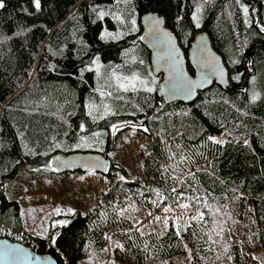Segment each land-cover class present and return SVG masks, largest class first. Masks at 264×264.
<instances>
[{
    "label": "trees",
    "instance_id": "16d2710c",
    "mask_svg": "<svg viewBox=\"0 0 264 264\" xmlns=\"http://www.w3.org/2000/svg\"><path fill=\"white\" fill-rule=\"evenodd\" d=\"M0 3V228L25 229L22 208L5 195L21 171L57 174V154L108 157L119 133L132 129L154 140L143 177L130 180L111 162L98 208L57 218L46 237H29L30 249L57 264H104L107 234L127 227L121 208L186 203L203 214L186 238L190 264H259L251 252L264 251V0ZM151 13L185 55L207 34L230 91L214 83L190 104L162 103V77L141 42V19ZM187 70L194 75L188 62ZM221 133L248 143H225L192 162L191 150ZM112 170L125 179L115 181ZM132 235L111 236L114 260L120 252L123 264H164L181 249L175 236L162 246Z\"/></svg>",
    "mask_w": 264,
    "mask_h": 264
},
{
    "label": "rangeland",
    "instance_id": "374dc122",
    "mask_svg": "<svg viewBox=\"0 0 264 264\" xmlns=\"http://www.w3.org/2000/svg\"><path fill=\"white\" fill-rule=\"evenodd\" d=\"M142 83L144 87H147L145 80H142ZM209 137L213 139L210 140ZM228 142L246 144L248 140H238L227 133L207 136L196 147V150H191L193 153L192 162L207 160L209 151H214L217 147H222ZM152 146H154L152 138L132 129H125L117 136L108 157L112 163L126 171L130 180H134L143 177V163ZM111 174L115 181L125 179L117 170H112ZM108 190L107 179L95 172L45 176L31 175L21 171L13 181L5 186V195L7 199L16 201L22 208L25 229L19 235H28L26 237L30 240L29 237H46L50 228L59 223L57 218L61 216H66L76 210L82 215L92 213L102 203ZM180 205L168 206L167 208L171 209L169 212L164 211L165 207L161 209H158L157 206L147 208L139 203H131L121 208L118 214L127 227L114 229L107 234L108 244L106 245L104 264H123L122 260L127 261L120 252L117 255L118 261L114 260L111 252L115 241L113 239L112 242L111 236L123 239V235L126 233L133 234L132 237L139 240L151 241L162 246L167 239L175 236L181 245L180 252L170 255L165 259L164 264H190L193 254L186 238L190 234V230L202 222L203 219L200 218L202 213L188 204L186 209ZM157 217L160 219H156ZM7 233L13 238H17L15 233L0 228V235H8ZM240 242L243 243L242 239ZM251 256L259 264H264L263 250L256 249L251 252Z\"/></svg>",
    "mask_w": 264,
    "mask_h": 264
},
{
    "label": "water",
    "instance_id": "95a60500",
    "mask_svg": "<svg viewBox=\"0 0 264 264\" xmlns=\"http://www.w3.org/2000/svg\"><path fill=\"white\" fill-rule=\"evenodd\" d=\"M141 42L150 53L155 76H161L158 96L162 103L190 104L199 92L214 83L230 91L227 70L222 58L213 50L209 37L199 33L190 44L187 55L180 48L175 35L165 27L164 19L157 14H146L141 19ZM187 62L194 75L187 70ZM111 161L108 157L89 152L54 155L51 168L57 174L95 172L108 174ZM0 264H57L50 255L37 254L29 247L6 238L0 239Z\"/></svg>",
    "mask_w": 264,
    "mask_h": 264
},
{
    "label": "built area",
    "instance_id": "2783aa9c",
    "mask_svg": "<svg viewBox=\"0 0 264 264\" xmlns=\"http://www.w3.org/2000/svg\"><path fill=\"white\" fill-rule=\"evenodd\" d=\"M5 230H7V231H11L12 233H15L16 235H17V238H13V236L12 235H9L8 233V235H0V239H2V238H6V239H8V240H10V241H14V242H18V243H21V244H29V246L28 245H25V246H28L29 248H32V247H34L33 246V242L31 241V240H29V239H27V237L26 236H24L23 234H21V235H19L17 232H14V231H12V230H10V229H6L5 228Z\"/></svg>",
    "mask_w": 264,
    "mask_h": 264
},
{
    "label": "snow or ice",
    "instance_id": "6c2138e0",
    "mask_svg": "<svg viewBox=\"0 0 264 264\" xmlns=\"http://www.w3.org/2000/svg\"><path fill=\"white\" fill-rule=\"evenodd\" d=\"M3 6H4L3 3H0V7H3ZM36 6L39 7V0H36ZM244 11H245V13H247L248 9L245 8ZM145 131H147V129H145ZM209 139L212 140L213 138H212V137H209ZM217 142H219V141H217ZM176 191H177L176 189H173V192H174V193H175ZM180 195H182V194H180ZM197 199H198V198H197ZM180 207L186 209V208L188 207V205H187V204H181ZM170 210H171V209H169V208H167V207L164 208V211H165V212H169ZM57 211H59V210H57ZM69 211H71V210H69ZM200 218L203 219V214H200ZM156 219H160V218L157 217ZM165 222L167 223V220H165Z\"/></svg>",
    "mask_w": 264,
    "mask_h": 264
}]
</instances>
